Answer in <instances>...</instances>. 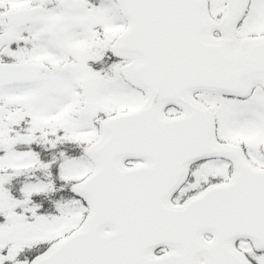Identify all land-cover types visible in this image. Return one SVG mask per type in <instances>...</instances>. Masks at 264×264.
I'll return each instance as SVG.
<instances>
[{"label": "snow or ice", "instance_id": "6c2138e0", "mask_svg": "<svg viewBox=\"0 0 264 264\" xmlns=\"http://www.w3.org/2000/svg\"><path fill=\"white\" fill-rule=\"evenodd\" d=\"M0 264H264V0H0Z\"/></svg>", "mask_w": 264, "mask_h": 264}]
</instances>
